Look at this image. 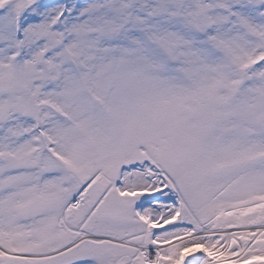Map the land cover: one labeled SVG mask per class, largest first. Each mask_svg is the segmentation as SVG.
Segmentation results:
<instances>
[{"label": "snow or ice", "instance_id": "obj_1", "mask_svg": "<svg viewBox=\"0 0 264 264\" xmlns=\"http://www.w3.org/2000/svg\"><path fill=\"white\" fill-rule=\"evenodd\" d=\"M0 264H264V0H0Z\"/></svg>", "mask_w": 264, "mask_h": 264}]
</instances>
